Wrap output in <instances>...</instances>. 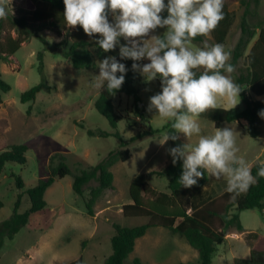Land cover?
Returning a JSON list of instances; mask_svg holds the SVG:
<instances>
[{"label": "rangeland", "instance_id": "rangeland-1", "mask_svg": "<svg viewBox=\"0 0 264 264\" xmlns=\"http://www.w3.org/2000/svg\"><path fill=\"white\" fill-rule=\"evenodd\" d=\"M26 2L27 0H11L8 5L9 13L17 14L18 9ZM223 8L234 15V21L223 43L227 50H231L240 36V18L244 6L238 0H224ZM250 9L254 10L256 16L264 17V0H259L255 9L251 3ZM162 15H167L166 10ZM254 15L247 17L252 26L256 18ZM73 28L74 26H68L69 31ZM165 30L166 28L158 27L150 35H159ZM6 32L16 36L15 30L8 26ZM256 36L257 32L231 74L234 78L245 70L244 58ZM63 38L64 35L57 36L49 29H41L36 36L21 44L10 62L0 60L1 78L10 86L8 91L2 92L0 104V151L12 144L27 145L26 162H8L0 172V199L3 201L0 222L11 215L20 191L12 172L21 177L25 188L31 187L39 178L48 174L49 158L55 152L65 156L71 170L69 174L55 178L46 189L44 199L47 207L31 214L25 226L12 238L4 240L0 249V264H68L77 259V264H104L111 252L110 238L115 231L113 223L135 225L145 222L144 217H125L122 214L121 205L130 201L128 188L131 179L140 173L161 169L169 160V140L164 145L157 141L162 138L165 133L163 131L159 136H147L130 142V138L136 133L150 128L161 130L171 121L161 117L155 109L148 110L149 97L161 90L158 78L145 81L142 75L139 77L141 99L137 108L142 111L143 118L135 113L131 97L124 94L114 97L116 110L122 114L114 128L94 106L99 96V89L94 87V82L95 75L99 73L100 59L94 55V65L91 68H74L59 50L49 46ZM205 42L215 44L209 34L201 43L191 41L189 47H203ZM67 47L68 45H62L64 49ZM39 51L43 52L42 61L48 87L38 91L33 100L22 102L21 93L42 79L38 70ZM147 62V59H143V63ZM244 89L250 97L264 101V94L255 95L248 86H244ZM243 106L240 99L233 109L238 111ZM220 107L229 109L226 98L220 100ZM199 120L204 134L214 133L217 127L213 120L207 116H199ZM225 126L236 130L237 155L243 157L249 166L254 162L264 161V116H259L260 133L255 137L247 133L245 120L225 121L219 125ZM88 129H100L110 134L91 135L87 132ZM115 131L128 142L130 158L117 161L110 167L113 173L112 185L103 190L94 203L93 215H88L85 200L89 196V188L96 185V181H89L80 195L72 189L73 175L82 167L95 165L109 151L118 147L119 140L112 135ZM176 134V145L187 142L194 144L197 139L194 136L187 141L183 133ZM207 175L204 197H215L226 189V177ZM167 180L166 176L149 178L151 186L161 190H165ZM29 204L28 195L24 194L19 210L24 211ZM239 216L244 230H227L224 242L217 246L212 256L211 264H234L235 257L249 256L258 237V243H264V210L243 209ZM250 233L258 236L255 238ZM134 258H138L142 264H197L198 250L182 235L172 234L165 227L155 226L148 228L144 235L136 239L134 249L124 264H129Z\"/></svg>", "mask_w": 264, "mask_h": 264}, {"label": "trees", "instance_id": "trees-1", "mask_svg": "<svg viewBox=\"0 0 264 264\" xmlns=\"http://www.w3.org/2000/svg\"><path fill=\"white\" fill-rule=\"evenodd\" d=\"M244 6L240 18V36L234 47L230 50V63L236 67L245 49L249 45L257 32L255 41L250 45L245 61V70L239 73L235 80L242 87L240 99L243 102L241 110H234L219 107L208 109L200 116H207L214 122L215 127H219L222 122L245 120L247 122V133L255 137L260 133L258 122L261 110H264V101L250 97L244 86H248L254 94H264V17L256 16L251 11L250 5L253 3L255 9L259 0H238ZM63 0H27L26 4L18 9L17 14H10L6 19H0V60L10 62L12 55L20 48L24 41L36 36L41 29H49L57 36L64 35V38L52 45L51 48L59 50L63 57L69 60L76 69H88L94 65L93 56L102 60L105 56L119 57V48L104 51L97 43L100 34L95 33L89 36L83 31L80 25L68 30L64 20ZM223 19L210 33L215 43L223 44L225 38L234 21V15L230 10L224 9ZM256 16L255 22L250 25L247 17ZM109 19H112L111 14ZM6 26L14 29L16 36L6 32ZM163 34V33H162ZM69 36V37H66ZM203 35H198L191 41L201 43ZM70 39V40H68ZM123 43V38H121ZM68 45L67 49L62 45ZM43 52L39 51L38 70L42 74L41 81L23 91L20 100L26 102L33 100L36 93L48 87L43 66ZM129 71L125 74V81L119 90L108 92L106 89L99 90V96L94 106L98 112L106 117L112 127H116L122 114L116 110L114 97L124 94L133 100L134 111L143 118V113L137 108L140 101L138 80L140 74L137 70L131 69L133 61L125 59ZM143 63V60L140 61ZM199 74L202 69H197ZM223 71V70H222ZM160 81V79L158 78ZM161 82V81H160ZM10 89L0 74V104L2 103V92ZM172 121L167 123L161 130L152 128L136 133L130 138V142L137 141L147 136H156L163 132L174 131L171 127ZM91 135L107 136L110 133L104 130L88 129ZM119 140L116 149L109 151L95 165L80 168L74 173L72 189L82 195L85 185L95 180L96 185L89 188V196L85 200L86 212L93 215L95 201L101 196L104 189L110 187L113 182V173L110 167L117 161H126L130 158L128 142L125 141L118 131L112 133ZM170 147L176 146V141L169 139ZM27 145L12 144L8 148L0 151V172L6 163L26 162L25 152ZM264 166V161L254 162L250 165L252 174L256 176V182L249 189L239 195L222 191L219 195L209 200L203 199L201 187L208 181L207 171L202 178H199L197 185L191 188H184L179 183V176L182 172V161L172 163L169 156L168 162L158 170L147 173H140L134 176L129 183L130 201L121 205L122 214L125 217H144L145 222L135 225H121L113 223L114 233L110 238L111 252L105 258L104 264H124L125 259L133 251L137 238L145 234L150 227L161 226L167 228L172 234H180L195 249L198 250L197 264H211L212 256L218 245L224 242L226 232L229 228L243 231L244 228L240 221L239 212L243 209L258 208L264 210V176L258 174L260 167ZM71 172L66 162L65 156L60 152L53 153L49 158V172L45 177H41L37 182L28 188L20 176L15 177V184L20 190L14 202L11 215L0 222V249L6 238H12L28 222L31 214L45 209L47 202L44 199L46 189L55 181L57 177H63ZM150 176L168 178L165 190L156 189L149 182ZM24 194L28 195L29 207L20 211L21 198ZM3 201L0 199V208ZM251 235L258 236L256 233ZM256 243L251 247L249 256L246 258L235 257L234 264H264V243ZM264 239V236L262 237ZM79 259L68 264H77ZM129 264H142L138 258H134ZM184 264V263H178Z\"/></svg>", "mask_w": 264, "mask_h": 264}, {"label": "clouds", "instance_id": "clouds-1", "mask_svg": "<svg viewBox=\"0 0 264 264\" xmlns=\"http://www.w3.org/2000/svg\"><path fill=\"white\" fill-rule=\"evenodd\" d=\"M11 0H0V19L9 15ZM67 26L80 25L92 36L100 34L98 45L109 51L119 48V57L105 56L98 62L94 87L108 92L119 90L131 59L145 81L159 78L161 90L149 97L148 110L172 121L174 131L157 140L164 145L183 133L187 141L168 149L172 163L182 161L179 183L184 188L197 185L205 171L216 178L226 177V191L235 195L246 192L256 182L251 167L237 155L236 130L217 127L204 134L199 116L208 109L220 107L226 98L234 108L240 102L242 87L231 75L235 68L229 62L231 51L221 43L189 47L198 35L208 36L223 19L224 0H63ZM166 10L167 15H162ZM11 12H13L11 8ZM111 14L112 19H109ZM158 27L163 34H151ZM123 38V43L121 42ZM147 59V63H140ZM197 69L202 71L197 74ZM223 70V71H222ZM264 116V110L260 112ZM258 174L264 176V166Z\"/></svg>", "mask_w": 264, "mask_h": 264}, {"label": "crops", "instance_id": "crops-1", "mask_svg": "<svg viewBox=\"0 0 264 264\" xmlns=\"http://www.w3.org/2000/svg\"><path fill=\"white\" fill-rule=\"evenodd\" d=\"M23 5H21V7H22ZM255 95H257V94H255ZM255 99H258V98H255ZM205 193V187H204V185L201 187V194H202V196H203V199H205V200H209V199H211V197H204V194ZM206 196V195H205ZM256 243V241L254 242V244Z\"/></svg>", "mask_w": 264, "mask_h": 264}]
</instances>
